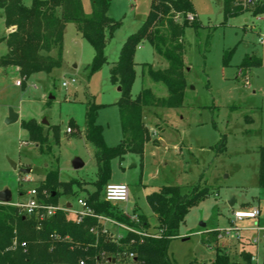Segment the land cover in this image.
<instances>
[{
    "label": "rangeland",
    "instance_id": "rangeland-1",
    "mask_svg": "<svg viewBox=\"0 0 264 264\" xmlns=\"http://www.w3.org/2000/svg\"><path fill=\"white\" fill-rule=\"evenodd\" d=\"M150 1L109 0L106 14L120 25L106 39V62L92 73L87 66L93 48L74 23L64 26L61 63L51 71L27 76L19 73L17 66L0 64V189L8 188L10 202L28 200L27 192L38 187L49 169H56L63 181L77 182L75 194L59 196V203L75 205L76 197L101 192L95 186L94 148L79 130L84 127L87 104L95 103L100 105L96 122L102 127L106 145L121 140L116 104L119 91L109 81V68L126 36L145 18ZM22 2L29 6L31 0ZM190 2L196 25L185 26L181 35L186 82L183 104L144 110L150 139L141 156L126 153L120 161L111 160L108 182L128 186L125 208L144 217L150 230L156 219L146 201L148 193L166 184L184 191L194 185L208 190V195L189 209L178 235L168 243L167 253L174 264H209L220 242L204 240L205 234L229 227L233 210L258 207V219L235 221L240 240L228 241L235 247L230 253L238 264L245 262L239 255L242 250L250 255L248 264H264V231L257 234L254 230L257 224L264 226V188L257 182L258 150L264 146V14L253 16L247 10L225 18L221 0ZM81 3L83 12L90 14V0ZM13 27L5 26L0 9V57L7 52L3 38ZM245 57L260 63L247 67L242 63ZM133 61L131 96L142 88L166 96L165 86L146 72V64L153 68L168 65L153 46L147 41L138 44ZM21 78V84L16 85L15 80ZM9 108L18 113V119L6 124ZM28 119L40 124L43 132L49 131V141L52 132L48 127L59 126L58 143L51 142L49 152H41L27 138L21 122ZM71 120L77 131L67 132ZM75 157L83 163L79 168L72 167ZM19 168H29V172L22 173Z\"/></svg>",
    "mask_w": 264,
    "mask_h": 264
},
{
    "label": "trees",
    "instance_id": "trees-1",
    "mask_svg": "<svg viewBox=\"0 0 264 264\" xmlns=\"http://www.w3.org/2000/svg\"><path fill=\"white\" fill-rule=\"evenodd\" d=\"M108 4L109 0H90V14L86 15L81 0H31L29 6L22 0H0L5 26H14L3 38L7 52L0 57V64L17 66L18 72L27 76L38 71H51L61 63L64 26L74 23L93 48V58L87 67L90 73L96 71L106 62L103 53L106 39L120 25V21L106 14ZM221 4L225 18L247 10L253 16L264 14V0H256L248 7L239 0H221ZM187 13H194L190 0H151L145 18L122 42L117 59L109 68V81L119 86L116 104L121 140L118 144L106 145L102 127L96 122L100 105L87 104L84 127L79 131L94 148L97 164L95 186L98 190L101 188V192H90L83 198L96 213L128 223L118 207L102 199L103 187L110 177V162L113 158L122 160L126 153L142 155L150 139L143 121L144 110L178 108L183 104L186 82L181 35L185 26L196 25V19L186 18ZM144 41L149 42L168 63L164 68L146 64L147 75L165 86L164 97L157 96L149 88H142L134 97L130 94L134 78V50ZM52 49L55 50L54 55L50 54ZM242 63L249 67L260 62L245 57ZM21 127L41 152H49L51 142L58 143V125L48 127L52 132L51 141L49 131L43 132L42 126L33 119L22 121ZM68 128L77 131L72 120ZM258 155L257 182L264 188V146L259 148ZM76 188L75 180L63 181L56 169H49L36 190L39 201L56 204L59 196L73 195ZM208 193L206 189H199L198 185L187 191L178 185L160 186L146 195L147 204L156 219L152 231L157 236L139 238L127 234L118 243L103 236L96 239L87 229L89 224L94 223L93 219L86 218L83 223L76 224L67 218L65 212L57 211L38 220L10 203L0 202V264H80V261L83 264H174L167 253L168 243L178 235L179 226L189 209ZM139 219L142 225L149 227L144 217L139 215ZM209 236H214V233ZM221 240L225 239H215L214 242L217 244ZM224 248V245L216 246L214 259L209 264H238ZM129 252L133 253V257H128ZM241 256L248 264L249 253L242 251Z\"/></svg>",
    "mask_w": 264,
    "mask_h": 264
},
{
    "label": "built area",
    "instance_id": "built-area-1",
    "mask_svg": "<svg viewBox=\"0 0 264 264\" xmlns=\"http://www.w3.org/2000/svg\"><path fill=\"white\" fill-rule=\"evenodd\" d=\"M243 5H250L256 0H239ZM195 17V13H187L186 18L192 20ZM24 78L15 80L16 85H20L21 81ZM74 79H71L73 82ZM68 82H62L63 86H66ZM67 132L70 131L68 127L65 129ZM26 179V178H25ZM29 198L25 202H10V204L18 207L21 212L27 215H33L38 220H42L45 217H49L55 214L57 211H63L66 213L67 218L73 221L76 224L84 222V219L90 218L94 220V223H91L87 226V229L90 233L95 235L97 239L99 236L105 237L108 241L118 243L121 238L127 234L135 235L139 238L148 237V236H157L155 231L145 227L141 224L139 215L136 214L133 210L128 211L125 208V203L128 201L129 189L128 186L124 183H106L102 191V199L116 207L120 212L128 219L127 222L117 220L116 218L103 214L96 213L82 197L75 198V205L71 202L59 203L56 204H46L39 201L37 197V190L30 189L27 192ZM259 216L258 207H250L244 210H233L232 211V220L231 225L224 229L215 230L214 236L210 237L209 235L204 236L206 241L214 242L216 240L225 239V240H235L240 239L239 231L234 226L235 221H240L243 219H257ZM113 229V230H111ZM254 229L259 234L260 231H264V226L256 225ZM133 239L130 240L132 242ZM24 243H22L23 245ZM128 257H133V253L129 252ZM83 264L82 261L79 262Z\"/></svg>",
    "mask_w": 264,
    "mask_h": 264
},
{
    "label": "water",
    "instance_id": "water-1",
    "mask_svg": "<svg viewBox=\"0 0 264 264\" xmlns=\"http://www.w3.org/2000/svg\"><path fill=\"white\" fill-rule=\"evenodd\" d=\"M117 90L119 91V86L117 87ZM49 98H51V96H49ZM17 119H18V113L13 111L12 108H9L7 115L4 119V122L6 124H10V123L17 121ZM42 123L46 124L45 121H42ZM71 164H72L73 168H79L83 165L82 161L78 157H75L72 160ZM11 165H12L13 169L17 168L15 163L11 162ZM19 171L22 173H27V172H29V168H19ZM0 202L1 203H10V193H9V190L7 187H3L0 189Z\"/></svg>",
    "mask_w": 264,
    "mask_h": 264
},
{
    "label": "crops",
    "instance_id": "crops-1",
    "mask_svg": "<svg viewBox=\"0 0 264 264\" xmlns=\"http://www.w3.org/2000/svg\"><path fill=\"white\" fill-rule=\"evenodd\" d=\"M259 209V208H258ZM259 215H260V210H259ZM258 218H259V216H258ZM257 218V219H258ZM243 220H246V219H243ZM249 220H255V219H249ZM255 230V229H254ZM256 231V230H255ZM256 233H257V231H256ZM258 234V233H257ZM258 237V236H257ZM255 238L254 240H253V242H255L256 243V241H257V239L258 238ZM240 240V239H239ZM238 240V241H239ZM218 242V241H217ZM220 243H219V245H224V249H225V251L229 254V256L231 257L232 255H231V249H235V247L233 248V247H231V245H229V241L228 240H221V241H219ZM213 244H214V242H212ZM235 244V243H234ZM242 251H244V250H242ZM241 251V252H242ZM241 252L239 253V255H240V257L241 258H243L242 256H241ZM244 252H246V251H244ZM236 253V252H235ZM235 253H233V254H235ZM236 255V254H235ZM235 258V257H234ZM233 257H231V259L232 260H234V261H236V259H234ZM244 259V258H243ZM250 259H251V257H250ZM245 261V260H244ZM245 264V263H244Z\"/></svg>",
    "mask_w": 264,
    "mask_h": 264
}]
</instances>
